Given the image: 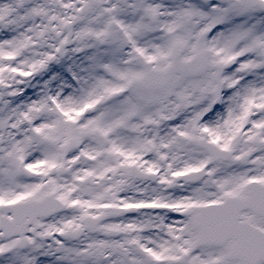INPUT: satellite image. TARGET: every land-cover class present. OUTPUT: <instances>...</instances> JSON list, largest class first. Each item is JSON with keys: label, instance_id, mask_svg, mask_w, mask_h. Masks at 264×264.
Wrapping results in <instances>:
<instances>
[{"label": "snow or ice", "instance_id": "1", "mask_svg": "<svg viewBox=\"0 0 264 264\" xmlns=\"http://www.w3.org/2000/svg\"><path fill=\"white\" fill-rule=\"evenodd\" d=\"M0 264H264V0H0Z\"/></svg>", "mask_w": 264, "mask_h": 264}]
</instances>
